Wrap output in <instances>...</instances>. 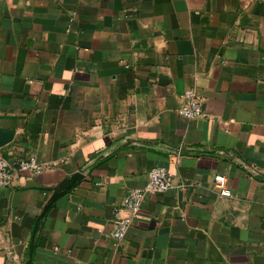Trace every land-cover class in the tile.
<instances>
[{"label":"crops","instance_id":"crops-1","mask_svg":"<svg viewBox=\"0 0 264 264\" xmlns=\"http://www.w3.org/2000/svg\"><path fill=\"white\" fill-rule=\"evenodd\" d=\"M0 132V264H264V0H0Z\"/></svg>","mask_w":264,"mask_h":264},{"label":"built area","instance_id":"built-area-1","mask_svg":"<svg viewBox=\"0 0 264 264\" xmlns=\"http://www.w3.org/2000/svg\"><path fill=\"white\" fill-rule=\"evenodd\" d=\"M182 98L184 102L177 109L179 115L185 118H199L206 116V112L194 90L186 89ZM46 165L38 163L34 156L18 159L15 163H10L7 159L0 157V189L11 184L13 177L19 171L39 173ZM213 185L224 197L231 196V190L227 185L225 175L218 173L213 177ZM175 181L173 174L163 166H156L149 170L147 181L143 187L133 188L124 196L120 205L114 209L115 229L111 233L112 237L120 240L124 237L132 219L141 209V206L149 194L164 192L174 188ZM125 212V214H123Z\"/></svg>","mask_w":264,"mask_h":264},{"label":"water","instance_id":"water-1","mask_svg":"<svg viewBox=\"0 0 264 264\" xmlns=\"http://www.w3.org/2000/svg\"><path fill=\"white\" fill-rule=\"evenodd\" d=\"M9 138H10L9 136L0 132V145H3L4 143L8 142Z\"/></svg>","mask_w":264,"mask_h":264}]
</instances>
